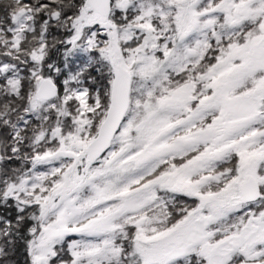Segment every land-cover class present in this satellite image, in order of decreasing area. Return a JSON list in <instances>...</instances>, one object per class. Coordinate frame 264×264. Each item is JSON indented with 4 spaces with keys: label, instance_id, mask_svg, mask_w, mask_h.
Returning <instances> with one entry per match:
<instances>
[{
    "label": "snow or ice",
    "instance_id": "snow-or-ice-1",
    "mask_svg": "<svg viewBox=\"0 0 264 264\" xmlns=\"http://www.w3.org/2000/svg\"><path fill=\"white\" fill-rule=\"evenodd\" d=\"M264 264V0H0V264Z\"/></svg>",
    "mask_w": 264,
    "mask_h": 264
},
{
    "label": "trees",
    "instance_id": "trees-1",
    "mask_svg": "<svg viewBox=\"0 0 264 264\" xmlns=\"http://www.w3.org/2000/svg\"><path fill=\"white\" fill-rule=\"evenodd\" d=\"M19 259L21 261V264H23V256H20Z\"/></svg>",
    "mask_w": 264,
    "mask_h": 264
}]
</instances>
